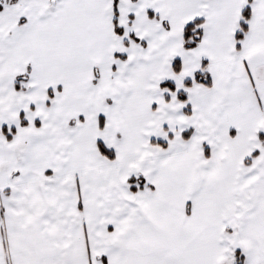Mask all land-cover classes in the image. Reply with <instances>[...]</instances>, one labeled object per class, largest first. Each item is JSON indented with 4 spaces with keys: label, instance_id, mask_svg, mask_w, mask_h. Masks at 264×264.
<instances>
[{
    "label": "snow or ice",
    "instance_id": "obj_1",
    "mask_svg": "<svg viewBox=\"0 0 264 264\" xmlns=\"http://www.w3.org/2000/svg\"><path fill=\"white\" fill-rule=\"evenodd\" d=\"M0 264H264V0H0Z\"/></svg>",
    "mask_w": 264,
    "mask_h": 264
}]
</instances>
